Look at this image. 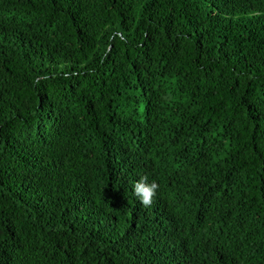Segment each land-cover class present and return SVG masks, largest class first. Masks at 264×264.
I'll return each mask as SVG.
<instances>
[{
	"label": "trees",
	"instance_id": "trees-1",
	"mask_svg": "<svg viewBox=\"0 0 264 264\" xmlns=\"http://www.w3.org/2000/svg\"><path fill=\"white\" fill-rule=\"evenodd\" d=\"M0 264H264V0H0Z\"/></svg>",
	"mask_w": 264,
	"mask_h": 264
},
{
	"label": "clouds",
	"instance_id": "clouds-1",
	"mask_svg": "<svg viewBox=\"0 0 264 264\" xmlns=\"http://www.w3.org/2000/svg\"><path fill=\"white\" fill-rule=\"evenodd\" d=\"M158 188L159 185L155 181L149 182L147 177H140L133 184V192L144 207L153 204Z\"/></svg>",
	"mask_w": 264,
	"mask_h": 264
}]
</instances>
